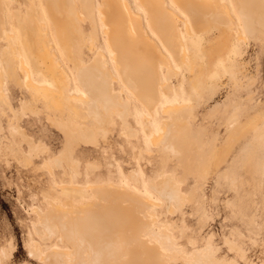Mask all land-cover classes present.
Instances as JSON below:
<instances>
[{
  "label": "rangeland",
  "instance_id": "1",
  "mask_svg": "<svg viewBox=\"0 0 264 264\" xmlns=\"http://www.w3.org/2000/svg\"><path fill=\"white\" fill-rule=\"evenodd\" d=\"M8 1V9L11 12L19 9L22 18L16 22L10 12V15L5 13V30L2 29L0 36V72L4 76L0 97V264L94 263V253H88V250L94 252L93 249L88 245L81 248L71 240L72 232H80V227L76 224L74 229L69 228V223L80 220L82 213L59 214L64 224L62 237L44 221L45 218L55 220L51 204L65 200L60 191L69 186L84 192V200L96 205L90 208L92 213L104 220L106 209L117 205L128 209L132 204L129 195H135L132 197L138 209L132 211L134 221L148 245L145 252L156 264H264V35L260 31L255 35L245 32L236 11L237 0H218L211 4L213 8L229 7L233 30L229 29L226 36L222 30L228 23L220 15L207 17L201 13L198 6L201 1L191 6L202 14L194 21L189 16L188 5L183 7L173 0H163L164 8L177 14L172 15L178 34L173 37L179 38L185 48L187 55L183 58L163 43V31L159 27L172 26L165 11L159 10L164 15L160 18L157 7L145 0H122L141 23L138 32L143 38L134 52L126 54L117 47L127 45L123 36L122 40H110L112 45L107 44L105 21L98 9L102 0H73L79 19L75 23L78 30L73 29L76 32L72 37L68 18L53 11L51 0H16L20 8ZM247 2L251 17L264 18L262 1ZM31 6L36 32L39 35L42 32L56 53L51 63L59 61L54 75L49 65L46 63V68L42 58L36 55L35 48H29L28 39L21 36L22 24H27L23 18ZM117 16L114 12L112 20ZM236 29L241 30L242 40H236ZM21 42H25L24 46ZM74 45L78 53H73ZM4 49L7 50L5 57L1 56ZM115 52L122 61H129L134 54V68L146 60L147 64L159 67L156 78L162 82L157 80L162 100L158 98L160 101L155 105L153 102L150 110L134 94L135 87L127 86L117 76V64L112 60ZM73 54L78 56L75 62L70 60ZM9 56L13 57L12 66L6 64ZM163 58L167 65L159 62ZM21 60L27 68L21 67ZM94 64L100 66L104 75H112L109 88L103 91L105 98H93L105 107L106 97L111 94L114 105L108 109L96 103L90 106L84 91L90 96L93 94L81 88L77 79L78 65L86 69ZM59 72L65 76L72 96L60 102L53 97H42L43 86H61ZM151 90L157 93L154 87ZM46 102L53 108L51 111ZM165 122L172 134L169 131L166 138L158 137ZM172 138L175 139L173 148L180 146L179 150L166 149L164 142ZM166 183L177 189L179 202L165 189ZM93 188L98 192H92ZM145 200L152 202L147 204L148 208ZM47 226H50L49 235ZM113 242L102 245L107 248Z\"/></svg>",
  "mask_w": 264,
  "mask_h": 264
},
{
  "label": "bare ground",
  "instance_id": "2",
  "mask_svg": "<svg viewBox=\"0 0 264 264\" xmlns=\"http://www.w3.org/2000/svg\"><path fill=\"white\" fill-rule=\"evenodd\" d=\"M11 3H16L17 6H19L20 8V5L18 4V2L16 0H10ZM8 1V3L10 2ZM52 2V8H53V11H56L55 13L57 14H61L63 16V14L66 15V17L68 18V24H69V27L72 28V30H70V28L67 26V28H69L68 30L69 31H73L71 33V36L72 37V34L75 33L73 29H77L76 28V22L77 20L79 19V14L77 13L76 9H75V3L73 0H51ZM147 3H149L150 5L152 6H156V11L158 12V16L161 18V16L164 17V15H160V11L159 10H162V11H165V17L168 18V20L172 23V26H170L169 28H160V30L163 31V34H162V39H163V43L166 47L172 49L174 48L173 50L176 51L178 54L177 56H180V58H183L185 57V55H187V53L185 52V48L183 46L182 43H179V38L177 37H173V36H177V32H176V26L175 24L173 25L174 22V17L172 15H175V13L173 11H171L170 9L167 10L164 8V4H163V0H145ZM176 4H178L179 6H183L185 7L186 5H188L189 7V10L191 12V14L189 16H191V19L192 20H197L200 17H202L201 13L205 14L207 17H210V16H213V15H220L221 17L224 18V20L226 21V23H228L227 25H224V27H226V29L224 28L222 30V33L224 34V36L228 35L229 32H227L229 29L230 30H233V27H232V22H231V19H230V11H229V7L227 8V6H223L221 8L219 7H211V4L212 3H217L218 0H199L201 1V5H198L200 6L199 10L201 11V13L199 11H196L198 9H195V8H191V6L194 5L195 2H197L198 0H173ZM259 1H262L264 3V0H259ZM0 3H1V11H0V36L2 35L1 32H2V29L4 28L3 26V23H4V15L5 13L9 14L10 13L15 17V20L16 22L20 21V14L21 11L19 9H17L18 11L17 12H11L10 9H8V4H7V0H0ZM34 3V2H33ZM237 3L238 5H236V11L239 15V19L242 21V24H243V28L245 29V32H247L248 34L250 35H255L257 32H261L263 35H264V18L263 17H260L259 19H254L253 17H251L250 13H251V10H248V2L247 0H237ZM49 4V2H48ZM148 4V5H149ZM196 4V3H195ZM220 4H223V3H220ZM219 4V5H220ZM226 4V3H225ZM13 5V4H12ZM218 5V4H217ZM49 6V5H48ZM197 6V5H196ZM18 8V7H17ZM50 7H47V10L49 9ZM33 9L34 7H30L29 9H27L26 11V15L23 19H25L24 21H26V26L22 24V27L24 26L23 31H22V35L23 38L24 36L26 37V40L28 39V41H26V43L28 45H30L29 48L33 47L35 48V51H37V54L36 55H39L40 58H42V61L43 63L45 64V67L47 68L46 66V63L49 65V69L52 73V75H54L57 70V66L55 65H58L57 63L59 61H56L55 60V63L52 64L51 63V60L53 58L56 57V53L51 49L52 45L49 44L46 40H45V36L42 34L41 32V35H39V33L36 32V29L34 27V25L32 24V19H31V16L33 14ZM51 9V8H50ZM100 13V17H102V20L104 19L105 21V27H104V33H105V36H107V38L109 37V41L106 40L108 43L107 44H111L112 45V41L114 40H118V39H121V37L123 36L125 39V41H127V45L125 44H120L118 45L117 47L118 48V51L119 52H122V54H126V53H129V52H134L135 48L137 47V43L140 41L141 39V36L138 32V27L140 26V22L135 18L134 14L130 13L126 6V4L122 1V0H102L101 1V5L98 7ZM108 9V11L106 10ZM112 9V11L110 10ZM195 9V10H194ZM51 11V10H50ZM107 11V12H106ZM10 12V13H9ZM114 12H117L118 16L115 17V20H112V17H113V13ZM221 12V13H220ZM35 13V12H34ZM48 13V11H47ZM50 13V12H49ZM54 13V12H53ZM52 11H51V14L53 15ZM24 14V13H23ZM51 14H50V17H51ZM201 14V15H200ZM55 15V14H54ZM53 15V16H54ZM60 15V17H61ZM205 15L203 17H205ZM210 15V16H209ZM11 16V17H13ZM84 16V15H83ZM177 16V14L175 15ZM233 15H231L232 17ZM7 17V16H6ZM9 17V16H8ZM7 17V18H8ZM49 17V18H50ZM56 17V16H54ZM52 17V21H56V18ZM65 17V16H64ZM10 18V17H9ZM89 18L92 19L93 21V18L90 16ZM13 19V18H12ZM35 19V18H34ZM90 19V20H91ZM101 19V18H100ZM190 20V18H189ZM9 21V20H8ZM23 21V22H24ZM11 22V21H10ZM14 22V20H13ZM58 24H59V21L57 20ZM103 23V21H100ZM153 22V21H152ZM237 22V21H236ZM235 22V23H236ZM8 23V22H7ZM12 23V22H11ZM34 23V22H33ZM93 23V22H92ZM95 23V22H94ZM154 23V22H153ZM241 23V22H240ZM6 24V23H5ZM13 24V23H12ZM54 24H56L54 22ZM57 24L58 28H59V25ZM187 24V22H186ZM237 24V23H236ZM14 25V24H13ZM103 25V24H102ZM203 25V24H201ZM241 25V24H240ZM39 26V25H38ZM57 26L55 27V29L57 28ZM94 26V24H93ZM191 26V24H190ZM8 27V25H7ZM78 27V26H77ZM199 28H202L200 26H198ZM41 28V27H40ZM157 28V26H156ZM239 28V24H238V27L237 29ZM37 29L39 31H42L40 30L38 27ZM102 29V28H101ZM153 29H155L153 27ZM237 39H240L242 40V36L240 34V31L237 30ZM5 30V28L3 29ZM159 30V29H158ZM159 30V31H160ZM186 30L189 32L190 31V27L187 26L186 27ZM206 30V29H205ZM44 31V30H43ZM68 31V32H69ZM159 32L160 33H162ZM235 31V29H234ZM80 33V31H78ZM77 32V36L80 35L78 34ZM101 32L103 33V31L101 30ZM156 32V31H155ZM158 32V31H157ZM44 33V32H43ZM246 33V34H247ZM6 34V33H5ZM57 34V33H56ZM148 34V33H147ZM7 35V34H6ZM11 35V34H10ZM47 35V34H46ZM104 35V34H103ZM243 35V34H242ZM75 36V35H74ZM235 36V35H234ZM68 37V36H67ZM79 37V36H78ZM244 37V36H243ZM2 38V37H1ZM11 38V37H10ZM47 38V37H46ZM57 38L59 39L60 37H58L57 35ZM62 38L64 39V37L62 36ZM175 38V39H174ZM177 38V39H176ZM225 38V37H223ZM245 38V37H244ZM5 39H6V36H5ZM4 39V40H5ZM76 39V37L74 38ZM81 38H77V40H80ZM143 39V38H142ZM141 39V40H142ZM2 40V39H1ZM2 40V41H4ZM8 40L10 41V39H7V42ZM37 40H39L37 42ZM122 40V39H121ZM145 40V39H144ZM148 40V39H147ZM146 40V41H147ZM178 42H177V41ZM21 41V40H20ZM60 41V40H59ZM68 41V40H67ZM73 42V40H71ZM75 41V40H74ZM6 42V41H5ZM11 42V41H10ZM37 42V43H35ZM77 43H79V41H76ZM74 42V44L76 43ZM82 42V41H81ZM80 42V43H81ZM110 42V43H109ZM3 43V42H2ZM9 43V42H8ZM19 43V42H17ZM22 43V42H21ZM70 43V42H69ZM23 46L25 44V42L22 43ZM9 45V44H8ZM27 45V46H28ZM71 45V44H70ZM73 45V43H72ZM76 45V44H75ZM75 45L73 46L74 47V52L73 50H71V52L73 53H78V52H75L77 51L76 50V47ZM22 46V48H23ZM79 47H81V45H78ZM110 46V45H109ZM154 46V45H153ZM9 47H12V46H9ZM72 47V48H73ZM91 48L93 47V44H91L90 46ZM111 47V46H110ZM155 47V46H154ZM94 48V47H93ZM92 48V50H93ZM13 49V48H12ZM89 49V48H88ZM114 49V48H113ZM121 49V51H120ZM33 50V49H32ZM130 50V51H129ZM116 51V50H113V52ZM3 55L1 56H4L5 53L7 52L6 49H4L3 51ZM11 52V51H10ZM14 52V50L12 51ZM24 52V51H23ZM28 51H26L27 53ZM173 53V51H171ZM22 53V52H21ZM25 53V54H26ZM36 53V52H35ZM101 53V52H100ZM138 53V52H137ZM15 54H19L21 57L22 55L20 53H15ZM24 54V53H23ZM10 55V54H9ZM12 55L14 56V54L12 53ZM28 55V54H27ZM68 55V54H67ZM71 54L69 53L68 56H70ZM76 55V54H75ZM103 55V54H101ZM161 57H165V55L163 53H161ZM175 55V54H173ZM26 56V55H25ZM35 56V55H34ZM134 56V54H133ZM133 56L132 58L129 60V61H125L122 59L119 58L118 54L115 52V55L114 57L112 58V60H114V63L116 62L117 66L115 67V70L117 71V76L119 77L120 80H122L127 86L129 85H133L135 87V92L134 94L137 95V97L141 100V102L146 106V108L148 110H150L151 108L154 107L155 103H157L156 101H158V98H160L159 94H161L160 92V89L158 92V88L157 86L159 85V80L158 78H156V69L159 68V67H155L156 65V59L154 61V65L155 66H151V64H147V60L145 63L141 64L138 68H134V63H135V60H136V57L133 59ZM177 56H173V57H176ZM5 57V56H4ZM32 57V54L31 56ZM38 57V58H39ZM78 56H74L73 54V58H71V62H75L77 60H75L74 58H77ZM145 57V56H144ZM13 58V57H12ZM11 56H9L8 58H6V64L8 66H12V59ZM18 59V57H16ZM167 58V57H166ZM12 59V60H11ZM40 60V59H39ZM161 60V63H164V65L168 64V62L163 58V59H159V62ZM169 60V59H168ZM20 61V60H19ZM54 61V60H53ZM158 61V60H157ZM221 61L224 62V58H221ZM33 62V60H32ZM40 62V61H39ZM38 62V63H39ZM21 67H24L25 64L23 62V60H21ZM43 64V66H44ZM78 64V62H77ZM75 64V65H77ZM158 64V63H157ZM171 64V63H170ZM193 63H191V66H192ZM34 65V64H33ZM115 65V64H114ZM163 65V64H162ZM6 66V65H5ZM39 66V64H38ZM159 66V65H158ZM172 66V65H171ZM189 66V65H188ZM26 67V66H25ZM55 67H56V70H55ZM168 67V66H167ZM8 68V67H7ZM27 68V67H26ZM173 68V67H172ZM21 69V68H20ZM37 69V67H36ZM45 69V68H44ZM48 70V72H50ZM109 69V67H108ZM192 69H193V66H192ZM8 70H10L8 68ZM46 70V69H45ZM58 71V70H57ZM65 71V70H64ZM157 71H159V69H157ZM172 71V70H169V72ZM193 71V70H192ZM2 72V71H1ZM0 72V97H1V87H3V79H2V76L3 74H1ZM40 72V71H39ZM50 72V73H51ZM26 73H28L26 71ZM50 73H46L47 75H49ZM60 73V72H59ZM66 73V72H65ZM110 73V72H109ZM168 73V72H167ZM232 73V72H231ZM43 74V73H42ZM63 74V73H60V75ZM44 75V74H43ZM65 75V74H64ZM159 75V74H158ZM157 75V76H158ZM233 75V74H232ZM28 76V74H27ZM45 76V75H44ZM76 76V75H75ZM111 76L112 75H104L103 72H101L100 70V66L99 65H91L89 66V68H86V69H81L79 67V65L77 66V79L80 81L81 83V88L83 86V88H87L89 89V91L93 94L92 96H90L88 94V92L83 89L84 92L87 93V97L89 99V105L91 106L93 103H96L97 105L99 104L98 102H95L93 100L94 99H104L105 96H104V93L103 91L105 90L106 87H108V83H109V79H111ZM4 77V76H3ZM30 77V76H29ZM59 77V76H57ZM56 77V78H57ZM69 77V76H68ZM13 78V77H12ZM50 78L51 77V74H50ZM56 78H55V81H56ZM113 78V77H112ZM29 79V78H28ZM54 79V78H53ZM52 79V80H53ZM69 79V78H68ZM67 79V80H68ZM108 79V80H107ZM5 80V79H4ZM46 80V79H45ZM71 80V79H70ZM159 82H158V81ZM31 81V79H30ZM54 81V80H53ZM61 84L60 87L58 88H53V87H50V86H43L42 87V91L43 95L42 97H46V98H56V100H60L62 101L64 98H68V97H71L72 95H69V92L67 89H69L67 86V83L65 82L66 81V78L65 76L63 77V75H61V78L59 77V80H58ZM27 82V81H26ZM32 82V81H31ZM68 82V81H67ZM71 82V81H70ZM165 82V81H164ZM163 82V83H164ZM33 83V82H32ZM78 83V81H77ZM79 83V84H80ZM162 84V82H160ZM124 84V85H125ZM34 85V84H32ZM36 85V84H35ZM58 85V84H57ZM126 86V87H127ZM28 87V86H27ZM72 87H73V84H72ZM155 88L157 89V93H155V91H152L151 88ZM166 87V86H165ZM30 88V87H29ZM40 88V87H39ZM74 88V87H73ZM109 88V87H108ZM36 89V88H34ZM78 89V88H76ZM165 90V88H163ZM162 89V90H163ZM130 90V89H129ZM36 91V90H35ZM40 91V89H39ZM40 91V92H41ZM77 91V90H76ZM132 91V90H130ZM37 92V91H36ZM39 92V94L41 95V93ZM79 92V91H78ZM164 92V91H163ZM31 93V92H30ZM38 93V92H37ZM132 93V92H131ZM34 94V93H33ZM38 94V95H39ZM75 94V93H74ZM73 94V95H74ZM110 94V93H109ZM156 94V95H155ZM31 95V94H29ZM136 95H134L136 97ZM3 96V94H2ZM34 96V95H33ZM36 96V95H35ZM75 96V95H74ZM79 96V95H78ZM166 96V95H165ZM86 97V96H85ZM111 94L110 96L106 97V100H107V105L104 107L103 105H101V107L105 108V109H108L109 106H112L114 105V103L112 104V101H111ZM162 97V96H161ZM74 98V97H73ZM163 98V97H162ZM39 99V98H38ZM44 99V98H42ZM76 99V98H75ZM85 99V98H84ZM161 99V98H160ZM159 99V101H160ZM6 100V99H5ZM46 100V99H44ZM54 100V99H53ZM70 100V99H69ZM73 99L71 98L70 102L72 101ZM162 100V99H161ZM59 101V102H60ZM75 101V100H74ZM78 101V100H77ZM81 100H79L80 102ZM158 101V102H159ZM45 102V101H44ZM43 102V103H44ZM66 102V101H65ZM65 102H63L65 104ZM154 102V105L152 104ZM36 103V102H35ZM47 103V102H46ZM84 103H86L84 101ZM88 103V102H87ZM62 104V103H60ZM63 104V105H64ZM57 105V102L56 104ZM66 105V104H65ZM73 104L71 103V105H68L69 107L72 106ZM153 105V107H152ZM47 106L48 108H52L50 106L49 103H47ZM58 106V105H57ZM180 106V105H179ZM45 107V106H44ZM62 107V106H61ZM67 107V108H69ZM47 108V107H46ZM71 108V107H70ZM95 108L94 105L92 106V109ZM53 109V108H52ZM56 109V107L54 108ZM63 110V108H61ZM81 109V108H79ZM78 109V110H79ZM174 109V108H173ZM76 110V109H74ZM169 110V109H168ZM172 110V109H170ZM176 111V109H174ZM173 110V111H174ZM51 111V109H50ZM55 111V110H54ZM60 111V110H59ZM58 111V112H59ZM81 111V110H80ZM172 111V113H173ZM56 112V111H55ZM69 111H67L68 113ZM76 112V111H75ZM167 112V111H166ZM178 112V111H177ZM96 113V112H95ZM98 113V111H97ZM171 112H169V114H172ZM175 113V112H174ZM79 114V113H78ZM80 114L82 115V113L80 112ZM94 114V112H93ZM75 115V114H74ZM99 115V114H97ZM259 115V114H258ZM96 116V115H95ZM74 117V116H73ZM77 117V116H76ZM97 117V116H96ZM95 117V118H96ZM259 117V116H257ZM99 118V116H98ZM120 118V117H119ZM82 119V118H80ZM97 119V118H96ZM101 119V118H100ZM79 120V119H78ZM98 121V119H97ZM123 125V124H122ZM174 125V124H173ZM252 125V124H250ZM249 125V126H250ZM66 126V125H65ZM175 126V125H174ZM251 127V126H250ZM67 128V126H66ZM248 128V127H247ZM252 128V127H251ZM249 128V129H251ZM238 130V128H236ZM236 129L233 131L235 132ZM77 131V130H76ZM102 131V130H101ZM171 131V134H172V130L170 128V126L168 124H162L161 125V131H160V134H158V137L159 136H164V138H166V134H168V132ZM79 134V132H78ZM176 135V133H174ZM173 134V135H174ZM178 134V133H177ZM237 135V133H234ZM243 135V132L240 133ZM83 135V134H82ZM133 135V134H132ZM182 135L181 133H179V136ZM239 135V134H238ZM90 136V135H89ZM177 136V135H176ZM175 136V138H176ZM178 136V137H179ZM184 136V135H183ZM92 137V136H90ZM156 136V138H158ZM173 137V136H172ZM182 137V136H181ZM180 137V138H181ZM78 138V137H77ZM86 138V137H85ZM162 138V137H161ZM174 138V137H173ZM171 139V140H166L165 143V147L166 149H169V150H175V148H177V146L175 145V148H173L174 146V142L173 140L175 139ZM178 138V140L180 139ZM154 139V138H153ZM156 140V139H155ZM90 142V141H89ZM92 142V141H91ZM184 143V141H182ZM182 143V144H183ZM176 144V143H175ZM178 145V144H177ZM179 146V145H178ZM183 146V145H182ZM181 146V147H182ZM185 146V145H184ZM180 147V146H179ZM178 147V148H179ZM177 148V149H178ZM183 148V147H182ZM181 148V149H182ZM179 150V149H178ZM177 150V151H178ZM176 151V150H175ZM174 152V151H173ZM180 153V152H179ZM175 154V152H174ZM173 154V155H174ZM90 167V166H89ZM74 171V170H73ZM135 174V173H134ZM53 176V175H52ZM137 176V175H135ZM54 177V176H53ZM134 178V177H133ZM137 179V178H136ZM55 180V179H54ZM135 180V179H134ZM133 182V180H132ZM74 183V182H73ZM136 183H137V180H136ZM139 184V183H138ZM149 187V184L146 183ZM89 186V185H88ZM87 186V187H88ZM96 186V185H95ZM100 186V185H98ZM103 186V185H102ZM112 186V185H111ZM152 186V185H150ZM52 187V186H51ZM56 187V186H55ZM108 187V185L106 186V188ZM117 187V186H115ZM114 187V188H115ZM57 188V187H56ZM83 188V187H82ZM96 188H99V187H96ZM96 188H93L94 190L92 191V187H91V191L94 192ZM100 188H103L104 187H100ZM105 188V189H106ZM113 188V189H114ZM120 188V187H119ZM154 187H152L151 189H153ZM173 186L170 185L169 183H166L165 184V189L169 190L170 193H172V196L174 197V199L179 202V200H181V197L179 196V192L177 191V189H172ZM59 189V188H58ZM84 189V188H83ZM89 189V188H87ZM111 188H109L110 190ZM125 189V188H123ZM122 189V190H123ZM119 190V189H117ZM121 190V189H120ZM133 190V189H132ZM155 190V189H153ZM55 191V190H54ZM125 191V190H124ZM157 191V190H156ZM161 191V190H160ZM62 195H64L66 197L65 200L63 201H59L58 203L54 204L52 203V208L55 212V215H53L54 217V221L51 222V220H48L47 218H45V223H50L51 227L56 229L57 231L62 232L64 233L62 230L64 229V224L62 222H60V219H61V216L59 214H70L71 212H79V213H82L83 215H81V219L76 221V223L74 222H70L69 223V228H72L74 229L76 227V224L78 227H80V232H72L73 235L71 236L72 239L71 240H74L76 241L79 246L82 248V247H86L88 245L89 248L93 249L92 251L94 252H91L90 250H88V253H91L93 254L95 260H94V263L93 264H156V262L154 261V259L150 256V254H148L147 252H145V250L148 248V245L146 244V242H144L142 240V235L140 234V227L137 226V224L135 223L134 221V214H132V211L133 210H137V206H136V200L135 198V195H129V197H131V206H129L130 208L128 209H125L123 206L121 205H117L115 206L113 209L109 208V209H106L104 212H103V216L105 217L106 220L104 219H101V215H97L96 213H92L91 211V207H96V205H94L93 203L91 202H88L86 200H84V195L85 193L80 191V189L78 187H64L62 188V190L60 191ZM98 192V191H95V193ZM103 192V191H101ZM127 192V191H126ZM127 193H130L129 191ZM133 193V192H131ZM60 194V195H61ZM135 194V193H134ZM138 195V194H137ZM133 196V197H132ZM140 196V195H139ZM142 197V196H141ZM50 198V197H49ZM145 198V197H144ZM147 199V198H146ZM129 200V199H128ZM151 201V200H150ZM148 200H145L144 204L145 206L148 208V205L149 204H152V202H150ZM79 203L78 206H75L73 203ZM123 204H125L124 202H121ZM148 204V205H147ZM126 205V204H125ZM130 205V204H129ZM91 208V209H90ZM94 209V208H93ZM171 210V209H170ZM42 217V216H41ZM154 218V217H153ZM44 219V218H43ZM50 226H47L46 227V232L50 233V231L48 230L50 228ZM77 227V228H78ZM72 229H69V230H72ZM45 231V230H44ZM124 231H127L126 233ZM67 234V233H66ZM38 235H40L38 233ZM61 235V233H60ZM68 236V234H67ZM41 237V236H40ZM62 237V235H61ZM62 239V238H61ZM111 240H114V242L112 244H110L107 248H104L105 247V244L102 245V243L106 242V241H111ZM39 246V245H38ZM37 247V246H36ZM71 251V250H70ZM160 251V250H159ZM43 257V256H42ZM158 264H165L164 262H159Z\"/></svg>",
  "mask_w": 264,
  "mask_h": 264
}]
</instances>
